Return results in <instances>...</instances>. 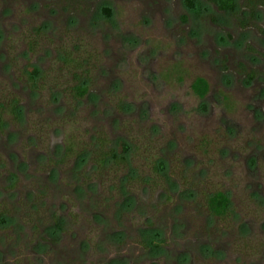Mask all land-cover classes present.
I'll list each match as a JSON object with an SVG mask.
<instances>
[{
    "label": "rangeland",
    "instance_id": "obj_1",
    "mask_svg": "<svg viewBox=\"0 0 264 264\" xmlns=\"http://www.w3.org/2000/svg\"><path fill=\"white\" fill-rule=\"evenodd\" d=\"M193 3L0 0V101L21 102L0 134V264H264V62L245 49L264 51V8L241 31L211 0ZM75 46L92 58L81 101L82 72L60 60ZM35 67L36 93L24 75ZM98 133L120 154L131 146L138 177L162 158L167 184L138 178L123 193L129 166L96 175L88 159L63 160L68 141ZM216 191L230 195L226 220L207 209Z\"/></svg>",
    "mask_w": 264,
    "mask_h": 264
},
{
    "label": "trees",
    "instance_id": "obj_2",
    "mask_svg": "<svg viewBox=\"0 0 264 264\" xmlns=\"http://www.w3.org/2000/svg\"><path fill=\"white\" fill-rule=\"evenodd\" d=\"M214 4L218 6L219 9L225 10L232 14L238 13V6L236 0H212ZM187 7L192 8L194 6L193 0H185ZM106 15H111V10L106 8L104 10ZM39 33L43 32V29L38 30ZM31 50H35L36 41L32 42ZM81 50L79 47H73L70 50L63 48L60 50V60L63 62L65 67L72 66L75 71H81L82 74H77L74 72L75 84L71 88L73 99L76 101H81L90 93V77L89 70L86 69L87 61L90 62L92 58L90 56L81 58ZM85 74V75H84ZM27 78V81L30 82L33 88V92L38 91V83L42 79L41 72L38 68L30 73L24 74ZM42 81V80H41ZM192 91L195 96L203 100L210 91V85L206 79L202 77H197L192 83ZM60 94V93H59ZM59 94L54 95V99H57ZM21 109V102L17 97H12L8 102L0 101V133H4L7 126L12 123H17L19 121ZM75 141H68L65 146L64 161L69 159L73 155H77L76 161L79 165L78 167H83L87 162V159L90 160L94 166V171L96 175H103L111 173L113 171H119L126 166L131 168V152L132 148L130 145L126 144L124 153L120 154L115 149L109 148V141L98 133L96 138H94V143H89L88 145L83 146L84 144H75ZM83 146V148H80ZM79 149V150H78ZM135 153V152H134ZM135 155V154H134ZM129 174L121 181L122 192L126 193V189L131 187L134 182L138 181V178L148 185H153L151 183L155 182V177H158L165 185L168 178V166L165 161L161 159L153 162L152 176H147L142 178L137 176L136 169H129ZM155 176V177H154ZM168 178V179H167ZM207 209L212 217H215L220 220H226L233 214L232 201L228 192L225 191H216L207 195L206 200ZM4 216V215H3ZM2 216V217H3Z\"/></svg>",
    "mask_w": 264,
    "mask_h": 264
},
{
    "label": "flooded vegetation",
    "instance_id": "obj_3",
    "mask_svg": "<svg viewBox=\"0 0 264 264\" xmlns=\"http://www.w3.org/2000/svg\"><path fill=\"white\" fill-rule=\"evenodd\" d=\"M211 2H212V0H211ZM184 3H185V0H184ZM246 3L248 5V7H249V8H246V10L248 12L247 13H242V11H240L237 14H232V13L227 12L225 10H221V9L218 8V6L216 4H214V3L213 4L215 6H217V8H218V10L220 12L227 13L228 15H231L234 18H236V22L239 24V28H240L241 31H248L251 28H253L254 26H257L259 24L260 21H259V15H258V13L261 11V9L264 8V0H247ZM190 9H193V7L190 8ZM246 15H249V16L243 17V16H246ZM254 24H257V25H254ZM245 49H246V51H248V53H250L253 56V60L254 59L256 61L257 60H261V61L264 62V51H259V50L255 49L254 47H252L251 45L245 46ZM245 65L248 66L243 61L242 62H239L238 63V69L240 70V73H242L243 82H245V84H247V85H251L256 80V78L258 76H256V71H254V69H251L250 68V70H247L246 67H245ZM202 78H204V77H202ZM207 97H208V95L203 100H201V99L200 100L201 101H205L207 99ZM152 246L155 247V248L156 247L157 248H160L161 247L160 243L159 244L152 243Z\"/></svg>",
    "mask_w": 264,
    "mask_h": 264
}]
</instances>
